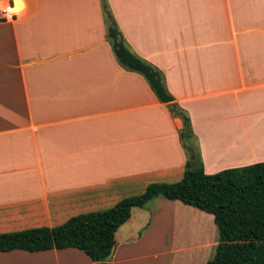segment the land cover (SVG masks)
Here are the masks:
<instances>
[{"label": "crops", "instance_id": "crops-1", "mask_svg": "<svg viewBox=\"0 0 264 264\" xmlns=\"http://www.w3.org/2000/svg\"><path fill=\"white\" fill-rule=\"evenodd\" d=\"M105 2L127 50L160 70L186 112L204 172L264 160V0ZM11 13L0 20V232L180 177V118L120 65L99 0H23ZM206 213L165 197L132 207L107 263L201 264ZM135 220L145 227L130 235ZM0 264L96 262L75 247L14 248Z\"/></svg>", "mask_w": 264, "mask_h": 264}, {"label": "trees", "instance_id": "trees-1", "mask_svg": "<svg viewBox=\"0 0 264 264\" xmlns=\"http://www.w3.org/2000/svg\"><path fill=\"white\" fill-rule=\"evenodd\" d=\"M99 1L106 28L113 25L116 37L125 47L105 0ZM131 53L157 74L169 95L160 70ZM165 105L181 121L177 136L185 159L177 180L148 182L140 192L123 196L108 207L75 213L53 226L0 232V251L75 247L96 264H108L107 258L115 245L114 232L127 220L130 209L142 207L152 198L165 197L211 214L216 241L203 264H264V160L204 172L186 112L175 102L167 101Z\"/></svg>", "mask_w": 264, "mask_h": 264}, {"label": "water", "instance_id": "water-1", "mask_svg": "<svg viewBox=\"0 0 264 264\" xmlns=\"http://www.w3.org/2000/svg\"><path fill=\"white\" fill-rule=\"evenodd\" d=\"M106 33L107 36L111 39V50L118 61L128 68L140 72L148 82L149 86L152 88L153 93L159 101H169L170 96L164 92L157 74L147 64L140 61L136 56H134L124 47L121 40L116 37L115 27L113 25H109L106 28ZM191 158L192 155L189 156V159Z\"/></svg>", "mask_w": 264, "mask_h": 264}, {"label": "rangeland", "instance_id": "rangeland-1", "mask_svg": "<svg viewBox=\"0 0 264 264\" xmlns=\"http://www.w3.org/2000/svg\"><path fill=\"white\" fill-rule=\"evenodd\" d=\"M150 202H153V200L150 201ZM172 213L174 214V212H173V210L171 208H166V214L167 215H169V214L173 215ZM141 214L142 213L139 214V216L141 218H143V217H145L147 215L146 213H143L142 215ZM206 214H209V213H206ZM134 216H137L136 218H138V215L136 213L134 214ZM140 217H139V219H141ZM206 220H207L208 226L210 227V229L212 231V234H211L212 236H211V240H207V242L205 244H203L201 246H197V247H199L200 251L202 252L201 256L198 258V261L201 262V264H203L204 260L211 254L212 249H213V244L216 241V229H215V226H214L211 218L207 217ZM132 222H133L132 223V227H131V230L132 231H131L130 235H133V234H136V233H141L143 231L144 227H145V224H144L143 227H139L140 226V223H136V220L135 221H132ZM137 222H139V221L137 220ZM166 224L168 226V222L167 221H166ZM179 227L177 229H174V230H176L175 233H179L180 234V228ZM119 236L120 235H118V239H122ZM175 237L179 238L178 234H176ZM151 263L152 262H148L147 264H151ZM128 264H136V262L135 261H131Z\"/></svg>", "mask_w": 264, "mask_h": 264}, {"label": "built area", "instance_id": "built-area-1", "mask_svg": "<svg viewBox=\"0 0 264 264\" xmlns=\"http://www.w3.org/2000/svg\"><path fill=\"white\" fill-rule=\"evenodd\" d=\"M11 2L12 0H0V20L12 16L9 10L11 8Z\"/></svg>", "mask_w": 264, "mask_h": 264}, {"label": "snow or ice", "instance_id": "snow-or-ice-1", "mask_svg": "<svg viewBox=\"0 0 264 264\" xmlns=\"http://www.w3.org/2000/svg\"><path fill=\"white\" fill-rule=\"evenodd\" d=\"M14 7L9 9L12 12H18L23 7V0H13Z\"/></svg>", "mask_w": 264, "mask_h": 264}]
</instances>
